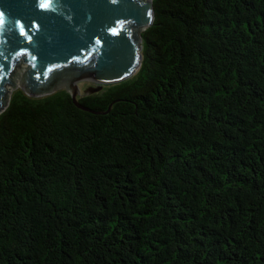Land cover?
Returning <instances> with one entry per match:
<instances>
[{"label": "trees", "instance_id": "16d2710c", "mask_svg": "<svg viewBox=\"0 0 264 264\" xmlns=\"http://www.w3.org/2000/svg\"><path fill=\"white\" fill-rule=\"evenodd\" d=\"M141 64L0 114V264H264V0H152Z\"/></svg>", "mask_w": 264, "mask_h": 264}, {"label": "water", "instance_id": "95a60500", "mask_svg": "<svg viewBox=\"0 0 264 264\" xmlns=\"http://www.w3.org/2000/svg\"><path fill=\"white\" fill-rule=\"evenodd\" d=\"M0 0V114L13 89L41 97L79 83L90 95L139 69L142 33L152 25V0ZM96 85V86H94Z\"/></svg>", "mask_w": 264, "mask_h": 264}, {"label": "rangeland", "instance_id": "374dc122", "mask_svg": "<svg viewBox=\"0 0 264 264\" xmlns=\"http://www.w3.org/2000/svg\"><path fill=\"white\" fill-rule=\"evenodd\" d=\"M135 73H136V72H135ZM135 73H134V74H135ZM81 83H82V82H81ZM81 83H79L80 94H84V92L86 91V89L89 87L88 85H90V86H92V85H91V84H86V83H85V84H84V83L81 84ZM94 86H96V85H94ZM18 88H20V86H19ZM18 88H17V89H18ZM63 89H64V88H63ZM15 90H16V89H13V92H14ZM13 92H12V93H13ZM11 95H12V94H11Z\"/></svg>", "mask_w": 264, "mask_h": 264}, {"label": "snow or ice", "instance_id": "6c2138e0", "mask_svg": "<svg viewBox=\"0 0 264 264\" xmlns=\"http://www.w3.org/2000/svg\"><path fill=\"white\" fill-rule=\"evenodd\" d=\"M43 8H51L52 7V0H43V3L40 5ZM2 18H0V23H2Z\"/></svg>", "mask_w": 264, "mask_h": 264}, {"label": "flooded vegetation", "instance_id": "af4514ba", "mask_svg": "<svg viewBox=\"0 0 264 264\" xmlns=\"http://www.w3.org/2000/svg\"><path fill=\"white\" fill-rule=\"evenodd\" d=\"M82 83H84V84L86 83V84H91V85H92V83H91V82H88V81H84V82H82ZM82 83H81V84H82ZM88 86H90V85H88ZM84 94H85V93H84ZM81 95H82V94H81Z\"/></svg>", "mask_w": 264, "mask_h": 264}]
</instances>
